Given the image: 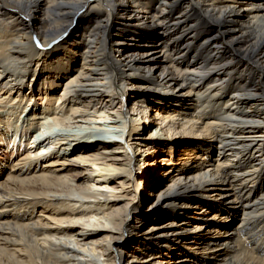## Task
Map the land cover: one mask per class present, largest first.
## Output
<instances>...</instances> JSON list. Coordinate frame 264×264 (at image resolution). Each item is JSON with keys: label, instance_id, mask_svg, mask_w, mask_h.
Segmentation results:
<instances>
[{"label": "bare ground", "instance_id": "1", "mask_svg": "<svg viewBox=\"0 0 264 264\" xmlns=\"http://www.w3.org/2000/svg\"><path fill=\"white\" fill-rule=\"evenodd\" d=\"M0 264H264V0H0Z\"/></svg>", "mask_w": 264, "mask_h": 264}, {"label": "rangeland", "instance_id": "2", "mask_svg": "<svg viewBox=\"0 0 264 264\" xmlns=\"http://www.w3.org/2000/svg\"><path fill=\"white\" fill-rule=\"evenodd\" d=\"M119 55V54H118ZM117 55V56H118ZM33 142V140L30 142V137L28 138V140H27V143H25V145H26V147L29 145V144H31Z\"/></svg>", "mask_w": 264, "mask_h": 264}]
</instances>
